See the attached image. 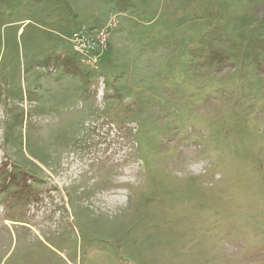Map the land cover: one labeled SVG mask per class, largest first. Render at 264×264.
Returning <instances> with one entry per match:
<instances>
[{
    "label": "rangeland",
    "instance_id": "obj_1",
    "mask_svg": "<svg viewBox=\"0 0 264 264\" xmlns=\"http://www.w3.org/2000/svg\"><path fill=\"white\" fill-rule=\"evenodd\" d=\"M0 264H264V0H0Z\"/></svg>",
    "mask_w": 264,
    "mask_h": 264
},
{
    "label": "built area",
    "instance_id": "obj_2",
    "mask_svg": "<svg viewBox=\"0 0 264 264\" xmlns=\"http://www.w3.org/2000/svg\"><path fill=\"white\" fill-rule=\"evenodd\" d=\"M76 39H78L77 36H76L75 38L72 37V38H71V41H72V44H73L74 49H75L77 52L82 53V54H88V53L91 52V50L89 51V50L84 49L83 47H81V46L79 45L78 40H76ZM89 58H90V60H92V57H89Z\"/></svg>",
    "mask_w": 264,
    "mask_h": 264
}]
</instances>
